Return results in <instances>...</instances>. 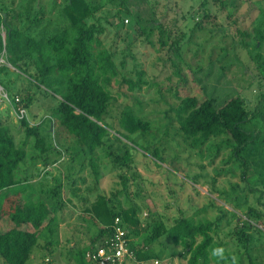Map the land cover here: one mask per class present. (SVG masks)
I'll return each instance as SVG.
<instances>
[{
  "label": "rangeland",
  "instance_id": "rangeland-1",
  "mask_svg": "<svg viewBox=\"0 0 264 264\" xmlns=\"http://www.w3.org/2000/svg\"><path fill=\"white\" fill-rule=\"evenodd\" d=\"M87 1L95 9L90 23L99 21L103 27L104 31L98 37L112 54L118 73L112 80L113 99L105 118L112 128L105 138V145L109 147L108 153L122 156L128 151L133 159L126 171L114 166L113 156L106 155L107 148L97 150L94 155L98 165L96 178L86 163L85 169L79 171L82 160L78 153L69 164L74 183L60 191L63 206L59 209L56 228L58 244L53 253L36 249L27 264H75L72 253L90 244L96 234L88 230L91 222L83 220L84 201L91 202L96 192L109 195L110 199L116 193L113 199H118L123 209H135L138 223L132 224L130 236L135 244L141 242L147 232L148 222L162 220L171 225L180 211L185 216H192L195 210L204 207L205 212L196 217L212 221L219 218L218 239L227 243L230 252L241 254L242 249L236 245L233 236L234 228L246 219L248 209L264 212V120H254L248 126L259 133V138L244 154L248 164L243 180V167L231 156L228 137L212 138L204 147L190 150L177 133L172 109L179 103L177 97L191 95L203 99V91L219 102L239 95L247 101L249 109L255 107L259 95L264 93V0ZM0 3L12 26L20 27L22 22L27 26L33 16H41L40 26L35 27L37 33L45 28L50 35L64 26L61 11L64 0H0ZM118 13L123 18L122 24H116ZM130 13L139 19L131 20ZM176 45H180L181 61L171 49ZM8 68L6 79L11 81L0 80V124L9 129L17 145L27 149L28 157L36 154L34 139L26 138L24 129H20L16 109L8 97L23 98L24 89L31 87L30 92L35 96L26 110L22 108L24 114L31 123L43 122L40 129L48 144L61 149L68 147L73 155L81 147L59 127L54 116L59 96L47 93L42 86L36 89L28 85L19 80L17 70ZM139 74H142L140 88L129 91L128 84L122 79L135 81ZM4 84L6 90L1 87ZM125 106L150 123L149 133L129 135L122 130L119 116ZM50 125L56 127V134L50 132ZM119 134L129 135L128 140H134L139 148ZM154 148L164 161L152 157ZM28 160V173L24 175L27 180L21 187L25 189L26 198L33 200L37 186L40 189L48 182L45 180L40 185L41 174L35 177V169L40 165ZM50 170V175L59 176V169ZM61 170L70 174L65 167ZM120 174L126 176V186L118 178ZM63 181L66 185L67 181ZM47 203L53 205L50 200ZM9 228L8 221L1 218L0 231ZM256 230L264 234V228ZM256 230L249 229L254 237L250 255L255 264H264V235ZM166 242L163 236L155 244L159 251L161 249V258L157 262L137 263L128 259L119 264H185L176 255L164 256ZM170 250L173 254L177 252L173 246ZM235 258L237 262L243 258L241 262L248 264L243 255ZM0 264H5L2 259Z\"/></svg>",
  "mask_w": 264,
  "mask_h": 264
},
{
  "label": "trees",
  "instance_id": "trees-1",
  "mask_svg": "<svg viewBox=\"0 0 264 264\" xmlns=\"http://www.w3.org/2000/svg\"><path fill=\"white\" fill-rule=\"evenodd\" d=\"M64 1L61 9L64 26L62 30L54 31L50 35L44 31L45 28L38 33L35 29L40 26L41 16H33L27 26H24L23 22L20 27L12 26L8 23V13L2 9L0 3V80L11 81L6 79L8 66H11L18 71L19 80L36 89L42 86L47 93L59 96L54 116L57 117L59 127L81 147L79 150L76 148L77 151L71 155L68 147L61 149L56 145L52 146L46 142L47 139L40 129L43 122L31 123L25 114L19 116L18 109L26 110L35 96L34 92H30L31 87L24 89L23 98L8 95L10 104L16 109L20 129H24L26 138L34 139L36 154L28 157L27 149L17 145L9 129L0 124V219L5 218L10 225L8 230L0 231V259L5 264H27L36 249L53 253L58 244L55 239L61 212L59 209L63 206L60 191L64 186L68 187L74 183L71 178L72 166L69 164L78 153L82 160L79 171L86 163L96 178L98 165L94 155L97 150L107 148L106 155L113 156L111 161L114 166L126 171L130 169L133 159L128 151L122 156L112 155L108 153L109 147L105 145V138L112 131L105 118L113 99L112 80L118 73L112 54L98 37L104 29L98 24L99 21L90 23L95 9L87 0ZM130 16L131 20L139 19L138 16ZM115 17L116 24L123 23L119 13ZM179 46L171 49L181 61ZM141 76L142 74H139L135 81H122L128 84L129 91H133L140 88ZM1 87L5 90L7 88L5 84ZM19 93L21 94V91ZM202 93L203 99L191 95L177 97L179 103L172 109L177 121V133L190 150L204 147L212 138L227 136L232 149L231 156L243 167L244 180L248 164L244 154L259 138V133L248 126L254 120H264V93L259 95L253 109H249L247 101L239 95L219 102L212 94L206 91ZM16 98L20 101L16 102ZM52 117L49 119H53ZM49 119H46L48 123L51 122ZM119 124L129 135H143L150 131V123L140 118L129 106H125L120 113ZM48 128L51 133L56 134L54 125ZM119 135L128 140L129 135ZM130 143H133V147H138L134 140L131 139ZM65 155H69L66 160ZM151 155L158 161H164L156 148L152 150ZM28 159L43 167L40 185L42 186L45 180L48 182L40 189L37 186L38 192L33 200L26 198L25 189L21 187L24 180H27L24 175L28 173ZM64 167L70 174H64L61 170ZM50 168L59 169V176L50 175ZM39 174V168L35 169V177ZM49 175L50 178L47 177ZM61 177L67 181L66 185ZM118 178L123 181V186H126V176L121 175ZM17 186H20L19 190H13ZM9 192L12 193L7 195ZM96 193L91 202L86 199L83 204V220L91 222L88 230H93L96 234L90 239V244L75 249L72 253L75 264H98L88 255L94 254L99 247H105L113 238L116 218L120 219V225L125 229L127 247L133 255V259L127 256L123 261L130 259L137 263H149L152 260L157 262V259L161 258V249L159 251L155 244L164 236L167 241L163 248V251L167 250L164 256L176 255L185 264H218L216 258L210 255L214 247H223L226 250L227 260L222 264H232V258L241 255L248 259V264H255L250 255L254 237L249 233V229L264 228V212L248 209L246 219L234 228L233 236L236 245L242 249L241 254L230 252L227 243L218 239L216 227L219 218L212 221L206 217H196L200 212H205L204 207L195 210L192 216H185L184 212L180 211L179 216L172 219L171 225L162 220L148 222L147 232L141 242L135 244L130 238L132 224L138 223L135 209H123L120 201L113 199L117 196L116 193L112 194L111 199L109 195ZM49 200L53 205L47 203ZM258 233L264 235L259 231ZM170 246L175 247L177 252L173 254ZM242 260L243 258L237 262L235 258V264H243Z\"/></svg>",
  "mask_w": 264,
  "mask_h": 264
},
{
  "label": "built area",
  "instance_id": "built-area-1",
  "mask_svg": "<svg viewBox=\"0 0 264 264\" xmlns=\"http://www.w3.org/2000/svg\"><path fill=\"white\" fill-rule=\"evenodd\" d=\"M19 102L18 98L15 99ZM19 116L24 115L22 108L18 109ZM120 219L116 218L114 221L115 233L112 239L108 241L105 247L97 248L94 254H89V258L97 261L98 264H119L126 257L133 259V255L129 252L127 247V239L125 238V229L120 225Z\"/></svg>",
  "mask_w": 264,
  "mask_h": 264
},
{
  "label": "clouds",
  "instance_id": "clouds-1",
  "mask_svg": "<svg viewBox=\"0 0 264 264\" xmlns=\"http://www.w3.org/2000/svg\"><path fill=\"white\" fill-rule=\"evenodd\" d=\"M210 255L216 258L218 264H222L227 260L226 250L223 247H214L211 249ZM232 264H235V257L232 258Z\"/></svg>",
  "mask_w": 264,
  "mask_h": 264
},
{
  "label": "crops",
  "instance_id": "crops-1",
  "mask_svg": "<svg viewBox=\"0 0 264 264\" xmlns=\"http://www.w3.org/2000/svg\"><path fill=\"white\" fill-rule=\"evenodd\" d=\"M42 170H43V167H39V172H40V174H42L41 172H42ZM41 176V175H40ZM42 177V176H41ZM48 178H50V175L48 176ZM41 179V178H40Z\"/></svg>",
  "mask_w": 264,
  "mask_h": 264
}]
</instances>
